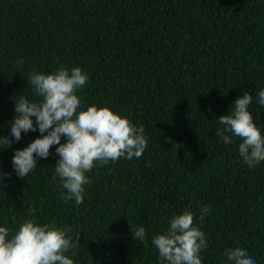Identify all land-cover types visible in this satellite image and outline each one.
<instances>
[{"label":"trees","instance_id":"16d2710c","mask_svg":"<svg viewBox=\"0 0 264 264\" xmlns=\"http://www.w3.org/2000/svg\"><path fill=\"white\" fill-rule=\"evenodd\" d=\"M60 66L87 73L76 92L82 109L108 107L143 125L147 148L94 166L77 205L52 180L56 146L16 176L11 158L38 131L0 144V170L11 173L0 182V226L10 236L26 220L55 221L73 241L79 234L76 255L65 253L74 264H159L151 237L188 210L207 241L202 264H228L224 253L236 247L264 264V161L249 169L242 141L216 136L244 91L264 136V0H0V135L10 138L20 96L40 99L29 73ZM129 225L143 226L146 240Z\"/></svg>","mask_w":264,"mask_h":264},{"label":"clouds","instance_id":"9594fccd","mask_svg":"<svg viewBox=\"0 0 264 264\" xmlns=\"http://www.w3.org/2000/svg\"><path fill=\"white\" fill-rule=\"evenodd\" d=\"M19 63L22 65L23 60ZM88 79L87 73L79 67L69 70L60 66L52 73H29L27 83L40 99L30 102L20 96L14 105L10 138L0 135V144L10 147L13 141H20L22 132L40 133L26 147L15 150L11 158L13 170L21 179L37 167L38 158L47 159L50 149L56 146L58 158L52 180L59 177L66 189V193L61 194L64 202L74 200L77 205L84 202V186L91 183L86 173L94 166L106 165L122 157L139 159L147 148L143 125L136 127L108 107L81 108L76 92ZM257 95L259 105L264 106V88ZM251 102L252 96L244 91L233 102V112L217 119L222 127L216 130V136L225 144L233 143L232 137L242 141L238 151L249 169L264 161V136L248 110ZM10 175L0 170V182ZM209 211V206H204L199 218L203 220ZM168 223L163 234L151 237L159 264H202L200 252L207 248V241L205 234L194 225V213L185 210L173 215ZM10 231L0 226V264H74L65 255L69 250L76 255L80 245L79 234L75 241L67 235L72 232L71 227H57L55 221L39 225L29 219L11 236ZM130 231L136 241L144 242L148 236L143 226H130ZM224 255L228 264H255L240 247L228 249Z\"/></svg>","mask_w":264,"mask_h":264},{"label":"bare ground","instance_id":"6f19581e","mask_svg":"<svg viewBox=\"0 0 264 264\" xmlns=\"http://www.w3.org/2000/svg\"><path fill=\"white\" fill-rule=\"evenodd\" d=\"M256 171V170H255ZM70 208V207H69ZM63 222H66V221H63Z\"/></svg>","mask_w":264,"mask_h":264}]
</instances>
